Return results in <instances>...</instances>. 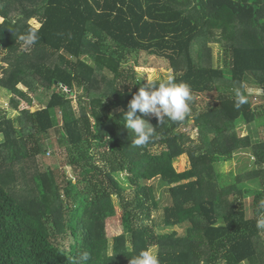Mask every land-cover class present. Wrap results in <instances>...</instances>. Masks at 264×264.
I'll return each instance as SVG.
<instances>
[{"label":"trees","instance_id":"trees-1","mask_svg":"<svg viewBox=\"0 0 264 264\" xmlns=\"http://www.w3.org/2000/svg\"><path fill=\"white\" fill-rule=\"evenodd\" d=\"M29 30L39 39L24 49ZM142 54L169 61L193 100L183 122L142 116L156 136L138 147L124 115L148 84ZM0 88L19 113L0 116V264H75L83 252L82 264H130L149 247L160 264H264V142L238 131L264 128V0H0ZM39 91L48 102L32 112ZM49 149L66 151L76 181L42 169ZM239 154L252 168L222 173ZM117 202L123 231L110 237Z\"/></svg>","mask_w":264,"mask_h":264},{"label":"clouds","instance_id":"clouds-1","mask_svg":"<svg viewBox=\"0 0 264 264\" xmlns=\"http://www.w3.org/2000/svg\"><path fill=\"white\" fill-rule=\"evenodd\" d=\"M38 39L37 33L33 30L18 36V40L22 42V48L24 49L35 45ZM237 97V107L246 103L245 97L239 91H237ZM192 100L190 85L185 82L177 83L175 76L170 72L161 77L158 84H147L146 88L141 87L138 92L133 94L128 104V110L124 115V126L134 134L133 145L145 146L156 136V127H153L142 116L151 114L157 118L160 124L163 123L165 118L172 122H183L191 111L190 103ZM196 130L199 136V131ZM185 133L189 132L186 131ZM258 210L256 227L259 230H264V199L259 201ZM89 259L90 254L83 252L80 254L79 259L75 261V264H82V262H87ZM130 264H160V260L155 249L149 247L131 259Z\"/></svg>","mask_w":264,"mask_h":264},{"label":"rangeland","instance_id":"rangeland-1","mask_svg":"<svg viewBox=\"0 0 264 264\" xmlns=\"http://www.w3.org/2000/svg\"><path fill=\"white\" fill-rule=\"evenodd\" d=\"M212 50V58L213 63L215 66H223V50L217 45V44H211L209 46ZM170 63L169 61L161 58H157L155 56H149L146 54H142L141 58L139 59V63L136 67V71L138 73V78L141 80H144L146 83H152L154 81L160 80L161 77L166 76L169 72L173 74V70L169 67ZM246 90L249 93V97L251 98L252 102L255 105H261L263 103V100L261 99V91L252 84L248 83L246 85ZM34 103L32 112L42 109L48 102V98L46 97L45 93L43 91H39L36 94H33ZM10 100L11 96L9 94L0 88V116H3L5 114L8 115L11 119H17L19 113L16 112L13 108L10 106ZM205 103H208L209 100L207 98L204 99ZM77 108V104H74ZM120 111V110H119ZM153 116V115H152ZM155 117V116H153ZM190 128L184 129V131L189 132V136H193L192 139L197 140L199 139V136L197 134V130L193 129V122L190 123ZM16 126L18 127V123L16 121ZM241 136H250L252 138V141L254 143L257 142H264V128H257L255 125H242L238 129ZM52 136H54V133H52ZM52 141L56 140V138L51 137ZM50 143V141H49ZM52 148V147H51ZM59 150V151H58ZM57 151L54 149H49L46 154V160L41 161L42 169H44L43 166H50V165H56V167L59 168L60 176L65 173V176L69 177L70 179H73V181H76L75 176L72 172V169H70L67 166V155L66 151L62 149H58ZM50 152V154H49ZM57 155V159L52 160L53 156ZM50 155V156H49ZM253 160L250 158L249 154H239L233 160L232 162H228L223 164L221 167V172L229 175L232 172H235L236 174H241L242 170L246 167L249 169L252 168L251 162ZM175 166L179 172H185L189 166V160L186 155L180 157L176 162ZM64 180V179H63ZM61 183L64 184V181H62V178L60 179ZM155 184V182H154ZM159 195V194H158ZM116 200H118L116 198ZM252 202L253 198L250 197L246 199L245 203L248 209L249 216L252 215ZM118 205L117 211H118V217L114 219V221L109 220L108 222V233L109 236L112 237L114 235H119L122 233L123 228L121 227V209L119 208L118 202L116 203ZM159 215V213H156L154 216L155 218ZM176 230H178L180 233H184V230L182 227H176ZM170 229H163V231H167ZM174 230V228L172 229Z\"/></svg>","mask_w":264,"mask_h":264}]
</instances>
